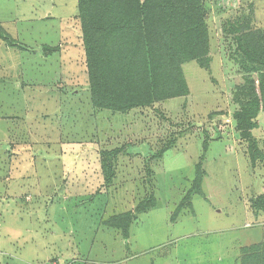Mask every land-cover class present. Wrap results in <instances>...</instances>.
Returning a JSON list of instances; mask_svg holds the SVG:
<instances>
[{
    "label": "rangeland",
    "instance_id": "1",
    "mask_svg": "<svg viewBox=\"0 0 264 264\" xmlns=\"http://www.w3.org/2000/svg\"><path fill=\"white\" fill-rule=\"evenodd\" d=\"M203 2L210 67L183 65L189 94L114 113L92 104L77 0H0L19 44L0 40V264H240L264 241V158L252 163L233 120L237 88L264 69L239 68L232 28L264 46V0ZM252 138L263 156L264 112ZM199 164L204 197L173 223ZM125 213L128 239L105 224Z\"/></svg>",
    "mask_w": 264,
    "mask_h": 264
},
{
    "label": "trees",
    "instance_id": "2",
    "mask_svg": "<svg viewBox=\"0 0 264 264\" xmlns=\"http://www.w3.org/2000/svg\"><path fill=\"white\" fill-rule=\"evenodd\" d=\"M77 7L89 91L93 107L98 110L128 113L185 97L189 87L183 65L196 61L201 68L210 67L209 28L203 0H77ZM232 28L234 35L237 34L239 68L249 75L263 70L261 41L244 34L237 25ZM0 40L12 48L19 45L1 27ZM244 82L235 93L238 110L233 120L240 137L249 143L252 163H256L258 158H264L259 156L257 142L252 138L256 120L264 112V70L259 79L248 78ZM163 152L157 156L161 157ZM117 153L110 151L104 155L114 159ZM111 167L104 163L106 185L114 178ZM203 177L199 164L192 188L171 218L173 223L185 204L192 209L193 194L204 197ZM156 203L152 194L138 204L136 212L154 209ZM252 207L257 212L264 211V195L254 199ZM133 220V214L125 213L110 218L105 224L120 230L128 239ZM239 262L264 264V241L242 248Z\"/></svg>",
    "mask_w": 264,
    "mask_h": 264
}]
</instances>
